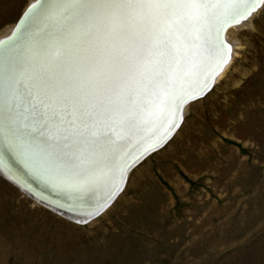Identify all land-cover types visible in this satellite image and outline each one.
Returning <instances> with one entry per match:
<instances>
[{"label": "snow or ice", "instance_id": "6c2138e0", "mask_svg": "<svg viewBox=\"0 0 264 264\" xmlns=\"http://www.w3.org/2000/svg\"><path fill=\"white\" fill-rule=\"evenodd\" d=\"M261 6L264 0H37L17 39L0 41V152L90 216L124 179L123 143L146 126H177L182 106L230 55L225 27L254 19Z\"/></svg>", "mask_w": 264, "mask_h": 264}, {"label": "rangeland", "instance_id": "374dc122", "mask_svg": "<svg viewBox=\"0 0 264 264\" xmlns=\"http://www.w3.org/2000/svg\"><path fill=\"white\" fill-rule=\"evenodd\" d=\"M30 2L0 0V34ZM262 12L230 35L229 68L187 107L175 137L89 222L48 211L0 176V264H264Z\"/></svg>", "mask_w": 264, "mask_h": 264}, {"label": "bare ground", "instance_id": "6f19581e", "mask_svg": "<svg viewBox=\"0 0 264 264\" xmlns=\"http://www.w3.org/2000/svg\"><path fill=\"white\" fill-rule=\"evenodd\" d=\"M31 2L29 3V5L26 7V9H28L36 0H30ZM25 9V10H26ZM24 10V11H25ZM23 11V12H24ZM259 11V10H258ZM23 14V13H22ZM21 17V16H20ZM19 17V19H20ZM18 19V20H19ZM18 20L15 22L14 26L12 28H8L6 29L2 34H0V41L5 39V38H8L14 31L15 29V26H16V23L18 22ZM251 20L248 19V21H245L244 23H239L238 25H231L228 27V29H226V31L223 33V36H224V39L225 41L231 46V58H230V61L224 65V67L221 69V71L218 73V76L215 78L213 84H216L222 77L223 75L226 73L227 69L229 68L230 64H231V61L234 57V55L236 54L235 52L233 53L234 49L236 46H234V44L229 40L230 38V35L232 33H235L237 30H239L241 27H244L245 25H247V22H249ZM244 21V20H243ZM214 67V65H213ZM195 102V101H194ZM194 102H190L189 104L186 105V107L184 108V111H183V116L187 110V107H189L191 104H193ZM183 124V123H182ZM182 124L180 125V127L177 129V132H179V130L181 129L182 127ZM167 129V123L164 122L163 123V126H160V125H156V126H146L144 127L140 134L136 137V138H133L131 139L130 141H126L123 143V150L124 152L127 154V159H129V157H131V155H133L135 152H138L140 151L141 149H145L147 148L148 146L151 145V142H156L160 137L161 135L163 134V131L164 129ZM174 133V135H175ZM173 135V136H174ZM175 137V136H174ZM173 138V137H172ZM171 138V139H172ZM169 143V142H168ZM167 144V143H166ZM2 160L0 159V166L4 169V170H7L6 167L1 164L3 162H1ZM29 172V171H28ZM30 174H32L31 172H29ZM0 176L2 177V172L0 171ZM32 176L36 177L37 179H39L41 181V183H43L44 185H46L45 187L49 190V191H55V192H59L58 193V197L56 198H53L51 196L48 197V195L46 196L45 194H42V193H39L38 195L44 197L45 199H51L52 201L58 203L59 205H61L62 207H65L67 208L68 210L76 213V212H81L79 210H74L73 209V206L71 204V201L68 197V195L63 192V191H60L58 190L57 188H54L52 185L46 183L45 181H43L42 179H40L39 177L35 176L32 174ZM3 178V177H2ZM4 179V178H3ZM5 180V179H4ZM8 182V181H7ZM10 183L13 187L14 184L11 183V182H8ZM121 183V182H120ZM29 188V192L28 193H25V192H21L17 187H15L16 189H18L21 193H23L24 195L30 197L33 201L34 200H37L36 197L34 196L35 194V191H33V188H31L30 186H27ZM121 188V185L119 186V189ZM108 191L110 190H104L102 191L101 193L98 194V196L96 198H91L89 200V205L90 206H95L97 204H99L108 194ZM34 193V194H33ZM118 198V197H117ZM36 202V201H35ZM37 204L47 208V210L50 208L52 209V207H50L49 205H47L45 202L43 201H37L36 202ZM42 207V208H43ZM110 208V207H109ZM48 210V211H49ZM53 210V209H52ZM54 211V210H53ZM56 212V211H55ZM78 221H85L84 219H77Z\"/></svg>", "mask_w": 264, "mask_h": 264}, {"label": "water", "instance_id": "95a60500", "mask_svg": "<svg viewBox=\"0 0 264 264\" xmlns=\"http://www.w3.org/2000/svg\"><path fill=\"white\" fill-rule=\"evenodd\" d=\"M37 2V0L33 3L35 4ZM32 4V5H33ZM30 8V7H29ZM28 8V9H29ZM26 9L23 14L21 15L18 23H16V26H15V29L13 31V33L8 37V38H5L1 41H9V40H16L17 38L14 36V32H16V30L18 29V27L24 23V14L27 12ZM259 10V9H258ZM243 21V20H242ZM241 21V22H242ZM245 21V20H244ZM231 25H238L236 23H233ZM231 25H228L225 27V30L224 32L226 31V29H228L229 26ZM223 32V33H224ZM229 58V57H228ZM227 58V60H228ZM226 60V61H227ZM226 63V62H225ZM225 63L221 64L220 67L212 74L209 82H208V87L204 90V92L202 94H204L206 91H208L211 83L213 82V79L214 77L219 73V71L222 69V67L225 65ZM202 94L196 96L197 97H200ZM195 98V97H193ZM192 99V98H190ZM189 99V100H190ZM171 132V131H170ZM162 140V139H161ZM158 144L155 145V147H157ZM155 147H150L148 146L147 148L145 149H142L139 151V153L136 155L135 158H131L129 157L128 161H129V164H128V167L134 162V160H136L140 155H144L148 152V150H151V148H155ZM0 159L2 160L1 164H3L7 170H4L1 166H0V171L2 172V177L8 181V182H11L14 184L15 187H17L21 192H25V193H28L30 190L27 186H30L31 188H33V191H35V194L34 196L36 197L37 200H34V201H43L45 202L47 205H49L50 207H52V210L50 208L51 211H53L54 213H57V214H60L62 215L64 218H67L71 221H74L75 223H80V224H84L86 222H88L89 220H91L92 218H94L97 214L100 213V211H102L111 201V199L114 197L113 195L118 191L119 187L115 190V191H112L111 192V196L110 198L108 199V202L105 204V205H102L101 207H99L97 209V211L93 212L90 216L89 215H86L84 212H72L70 210H68L67 208L65 207H62L61 205H59L58 203L52 201L51 199H45L44 197L38 195L39 193H42V194H45L46 196L48 195L53 197V198H56L58 197V193L59 192H53V191H49L44 185L43 183H41V181L39 179H37L36 177L32 176V174H30L28 172L27 169L24 168V166L14 157H8V156H5L3 154V152H0ZM127 167V168H128ZM122 183V181H121ZM120 183V185H121ZM96 206V205H95ZM56 211V212H55ZM77 219H84L85 222L84 223H81V222H78Z\"/></svg>", "mask_w": 264, "mask_h": 264}]
</instances>
